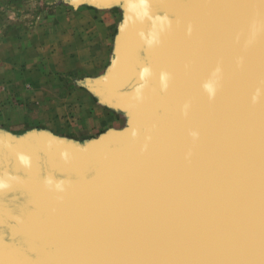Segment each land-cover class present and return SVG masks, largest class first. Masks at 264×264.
<instances>
[{"label":"bare ground","instance_id":"1","mask_svg":"<svg viewBox=\"0 0 264 264\" xmlns=\"http://www.w3.org/2000/svg\"><path fill=\"white\" fill-rule=\"evenodd\" d=\"M173 1L152 19L146 63L127 89L160 81L174 93L177 121L171 99L164 128L148 139L140 132L123 139L111 171L108 156L95 165L83 153L40 151L32 165L3 147L0 183L37 191L38 213L63 225L59 244L69 253L97 250L84 254L90 264L92 255L103 264H264V89L254 84L264 76V0ZM144 12L139 7L140 22ZM206 61L219 69L215 76L196 73ZM125 64L135 71L134 62ZM161 101L145 94L135 113ZM21 193L1 194L0 205L10 207L1 213L14 218Z\"/></svg>","mask_w":264,"mask_h":264},{"label":"rangeland","instance_id":"2","mask_svg":"<svg viewBox=\"0 0 264 264\" xmlns=\"http://www.w3.org/2000/svg\"><path fill=\"white\" fill-rule=\"evenodd\" d=\"M114 3L116 11H94ZM130 7L129 0H0V136L25 142L53 129L84 146L125 130L135 111L108 103L88 80L107 79V63L113 72ZM119 14L110 40L95 18L104 15L114 32Z\"/></svg>","mask_w":264,"mask_h":264},{"label":"water","instance_id":"3","mask_svg":"<svg viewBox=\"0 0 264 264\" xmlns=\"http://www.w3.org/2000/svg\"><path fill=\"white\" fill-rule=\"evenodd\" d=\"M129 1L132 2V7L129 8L130 14L121 39L117 64L114 66L113 72L107 79L102 81L88 80V84H93L98 92H100L105 98L111 100L113 103L133 111L136 110L137 103L141 101L145 94L151 95L154 99L159 97L162 101L155 104L152 108L144 107L137 114L134 112L129 123L131 124L133 121L132 124H134L133 126L135 129L133 128V132L130 135H128L130 131L128 132L127 129L123 131H110L98 142H95L94 145L92 144L94 146L92 147L93 150H91V148L83 150L80 148L74 149L66 147L64 145H59L58 142L52 138L40 135L32 137L25 142H16L7 137L0 136V153H2L3 147H5L11 154L14 155V157L22 156V158H25L28 163L33 161L34 163H32V165L38 164V158L35 159V157H39L40 151L48 152L52 156H57L60 152L69 153L70 155H73V153H83V162L85 164H93L98 161L95 165L104 162V158H107L108 156V161L106 160L107 164L104 168H108L106 171H111L120 163V160L117 161V159H119V155L116 154V147L121 144L123 139H127L131 135V137H133L138 132L141 133H139V136H141L142 139H148L153 136L154 133L156 135L164 128L162 125L167 122V117H170L169 112L165 109H167V106L171 104V99L174 116L177 121L181 112L174 100V93L162 89L166 86L161 85L160 81L158 82V85L155 86L152 85L153 83L150 80L149 83L147 81L143 84L135 86L133 89H127L136 79V72L138 71L140 64L146 63V57H144L145 48L146 46L148 48L150 45V41L154 35L153 28L157 23L156 22L154 26H152V21L155 19L154 17H156L158 13L164 12L166 10L164 7L166 6V3L169 4L173 0ZM133 1H135V8ZM178 1H182L184 3L186 1L187 4H191L193 2V0ZM196 1L200 2V0ZM173 2L174 4L177 3L176 0ZM139 7L141 9L143 8L145 11L141 14V17L145 19L144 22H140L139 20ZM182 23L183 25L180 24L178 26L184 27V25L188 23L186 18L182 20ZM135 51H137L136 57L134 55ZM127 60L132 64L134 62V65H136L134 68L135 71H127L129 66L128 64L124 65ZM147 66H149V64H147ZM138 75L139 73L137 76ZM150 84L151 87L148 90V85ZM154 87H157V89L152 92L151 88ZM132 142H135V140L132 139ZM124 144L128 145L130 143ZM105 146L106 148L103 149ZM108 146H111L110 151H108L110 148ZM33 159H35V161ZM24 166L26 165H21L18 170H25ZM65 169H67V167H64L63 171H65ZM41 170L42 169H30L29 175L38 174ZM25 171L27 173V170ZM1 176L2 173L0 174V182L3 181ZM35 183L43 184V180H36ZM22 191L23 193H21ZM11 192L14 194H16V192L21 193L25 197L23 203L19 198H13L14 203L11 205V209L14 212L12 214L14 218L1 213L0 211V264H71L73 261H75L73 264H90L87 261L90 255L86 254L85 256L87 257H84V254L86 252H97V250L92 251L94 248H92L91 245H86L79 248L78 252L69 253V251L66 250L67 247L63 246V244H59L62 240L59 239V235L57 234H59V230L63 225L54 223L52 216L49 215V212V214L46 213L43 215L38 213V210H36L37 199L35 194L37 191L30 188L28 184L27 187L24 186V184H10L7 187H0V195ZM0 206L3 208H10L4 205ZM6 210L8 211V209ZM17 225H26V228L20 229L21 231L16 232L17 230H14V227L17 228ZM41 227H43L44 233H46L44 236H42V234L38 231ZM97 255L99 256L98 253ZM92 257V264H103L101 258L95 255H92Z\"/></svg>","mask_w":264,"mask_h":264},{"label":"crops","instance_id":"4","mask_svg":"<svg viewBox=\"0 0 264 264\" xmlns=\"http://www.w3.org/2000/svg\"><path fill=\"white\" fill-rule=\"evenodd\" d=\"M98 7V6H96ZM99 8V9H98ZM98 8H95L94 11H97L99 13V11H101L103 14H107L108 11H116L118 10V3H114L112 4L111 7H108V6H102V8L98 7ZM122 17H120V14H119V18H118V21L115 23V30L114 32H112V22H108L107 23V20L106 18L104 17L103 15V19L101 20V18L97 17L95 18V22H97L98 24H101L100 27L103 28V31H104V36L107 35L108 38H110V40H112V38H117V35H118V30L120 29L119 25L122 21L121 20ZM99 21V22H98ZM112 33H113V37H112ZM111 47H112V43H111ZM110 49H108L109 51ZM111 74L112 73V68L110 67V64L107 63L106 67H105V70L103 71L102 75L103 74ZM107 99V98H106ZM104 99V100H106ZM108 103H112L111 100L107 99L106 100ZM129 126V123L127 124ZM128 126L126 127V129L128 128ZM47 131L45 133H41V134H37V135H40V136H46L48 138H52L54 139L56 142H58L59 145H64L66 147H70V148H74V149H82V148H86L87 146L89 145H92L94 144L95 142L91 143V144H88V145H84V143L86 142H81L78 138H74V137H65L64 134L62 135L60 132L58 131H55V130H50V129H46ZM116 131V130H115ZM106 135V134H104ZM103 135V136H104ZM1 136H4V135H1ZM102 136V137H103ZM4 137H7V136H4ZM101 137V138H102ZM8 138V137H7ZM100 138V139H101ZM99 139V140H100ZM99 140H97L96 142H98Z\"/></svg>","mask_w":264,"mask_h":264},{"label":"snow or ice","instance_id":"5","mask_svg":"<svg viewBox=\"0 0 264 264\" xmlns=\"http://www.w3.org/2000/svg\"><path fill=\"white\" fill-rule=\"evenodd\" d=\"M264 23V22H262ZM257 28L256 25L253 24L252 25V36L253 38H255V36L257 35ZM196 73L198 74H204V75H210V76H215L217 72H219L218 68H215L214 65L210 62V61H206L204 62L202 65H200L196 70ZM258 83L259 87L264 89V76H262L258 82H254Z\"/></svg>","mask_w":264,"mask_h":264},{"label":"clouds","instance_id":"6","mask_svg":"<svg viewBox=\"0 0 264 264\" xmlns=\"http://www.w3.org/2000/svg\"><path fill=\"white\" fill-rule=\"evenodd\" d=\"M145 75L147 74V69L145 70V73H144ZM0 187H7V185L6 184H3V183H0Z\"/></svg>","mask_w":264,"mask_h":264}]
</instances>
